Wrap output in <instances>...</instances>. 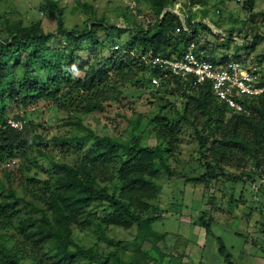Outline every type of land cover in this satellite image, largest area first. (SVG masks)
I'll use <instances>...</instances> for the list:
<instances>
[{
    "label": "trees",
    "instance_id": "obj_1",
    "mask_svg": "<svg viewBox=\"0 0 264 264\" xmlns=\"http://www.w3.org/2000/svg\"><path fill=\"white\" fill-rule=\"evenodd\" d=\"M134 1L143 6L142 18L135 20L122 8L123 28L97 18L94 8L81 1L77 4L92 20L83 29L65 27L57 0H42L40 6L55 21L52 32L44 30L41 20L24 23L8 12L0 14V264H161L165 255L156 245L168 234L152 229L162 217L156 181L174 173L166 155L179 147L184 127L197 144L201 170L184 183L208 188L216 181H264V94L244 98L246 110L238 112L213 94L209 81L194 84L164 76L146 63L149 55L178 57L194 42L195 50H203L213 63L243 64L237 54L217 60L194 39L197 27L212 32L205 23H194L191 10L184 12L183 6L205 7L207 0ZM176 4L183 23L172 11ZM254 4L242 0L241 7L252 20L260 16L264 25V11L254 12ZM261 25L253 24L243 47L252 49L264 39ZM125 32L129 38L120 42ZM152 76L159 78L157 87L150 84ZM127 87L137 98L145 94L146 103L159 106L147 118L156 140L152 146L143 143L141 135L124 141L97 134L80 117L103 114L113 105L121 108ZM38 102L52 103L66 114L56 120L61 121L58 130L47 133L42 124L9 110ZM10 118L25 119L26 124L21 130L11 128ZM11 160L15 163L6 167ZM211 222L206 212L198 218L206 235L211 234ZM117 228L133 229L132 239L110 238L109 231ZM76 231L94 234L95 242L80 244ZM101 241L114 248L100 253ZM217 241L224 260L234 264L220 238ZM144 243L150 244L147 251H142Z\"/></svg>",
    "mask_w": 264,
    "mask_h": 264
},
{
    "label": "rangeland",
    "instance_id": "obj_2",
    "mask_svg": "<svg viewBox=\"0 0 264 264\" xmlns=\"http://www.w3.org/2000/svg\"><path fill=\"white\" fill-rule=\"evenodd\" d=\"M57 1L63 9L64 25L68 29H83L92 23L77 1L88 2L94 8L96 17H104L112 26H126L122 15L124 7L133 13L135 20L140 21L142 18L143 6H136L134 0ZM241 2L242 0H207L205 7L195 5L183 8L184 12L191 10L194 23H205L212 32L197 27L198 32L194 38L205 46L208 53L212 51L217 60L224 55L232 57L237 54L245 66L264 76V39L258 40L252 49L243 47L249 43L253 24H262L261 17L250 19L242 9ZM41 4L42 0H0V14L8 12L10 17H20L24 23L41 20L44 30L52 32L55 21L47 17L40 8ZM178 7L179 4H176L172 10L179 14L183 22L184 15L179 12ZM262 11L264 0H255L254 12ZM260 29L264 30L263 24ZM112 33L117 35L116 31ZM96 34L100 39L104 37L99 30ZM230 34L232 39H229ZM128 38L126 32L119 35L120 42H125ZM59 41L56 40V43L59 44ZM105 44L108 45L109 41ZM85 50L80 53L86 59ZM81 74V71L77 72V75ZM137 94L127 87L120 99L121 108L113 105L103 114H86L80 117L97 134L116 135L124 141L129 140L132 135H141V141L152 146L156 140L150 133L151 126L147 118L153 116L159 106L156 103H146L145 94L138 98ZM171 100L173 101L172 97ZM175 105L180 106L178 99L175 100ZM169 108L166 105L165 109ZM9 110L12 114L23 115L28 121L42 124L47 133L58 130L57 124L61 121L56 120L66 116L48 102H38L26 109L9 106ZM131 120H135L133 124ZM190 134V128L184 127L179 147L174 149L172 155H166L168 164L174 170L172 176H163L156 181L161 186L159 205L162 217L152 224V229L168 234L156 245L165 255L161 264H228L218 251L217 238L224 244L234 264H264V181L260 183L257 179L253 182L246 180L235 184L216 181L208 188L184 183V178L195 177L201 172L196 161L197 144ZM202 212L212 217L211 234L206 235L198 223ZM133 234V229L126 231L117 228L111 229L108 235L110 238L127 241L132 239ZM74 235L76 241L86 247L92 245L96 239L94 234L86 231H76ZM112 248L114 247L111 244L104 241L98 243L100 253H106ZM149 248V243L142 245V251ZM151 263L156 264L153 260Z\"/></svg>",
    "mask_w": 264,
    "mask_h": 264
},
{
    "label": "built area",
    "instance_id": "obj_3",
    "mask_svg": "<svg viewBox=\"0 0 264 264\" xmlns=\"http://www.w3.org/2000/svg\"><path fill=\"white\" fill-rule=\"evenodd\" d=\"M195 49L194 42H190L185 52L178 57L175 55H149L146 63L164 76L173 75L184 81H192L194 84L209 81L213 94L227 107L238 112L246 110L242 103L244 98L264 94V83H260L261 76L258 72L247 69L237 61L224 64L213 63L205 59L203 50ZM150 84L157 87L159 78L152 76ZM7 124L11 128L21 130L26 124V120L10 118L7 120ZM14 163L11 160L5 166L11 167Z\"/></svg>",
    "mask_w": 264,
    "mask_h": 264
}]
</instances>
